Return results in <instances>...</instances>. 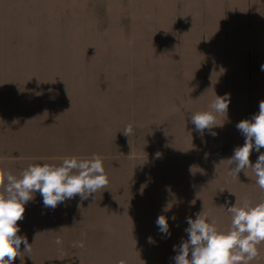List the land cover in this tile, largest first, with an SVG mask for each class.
Returning a JSON list of instances; mask_svg holds the SVG:
<instances>
[{
	"label": "rangeland",
	"instance_id": "obj_1",
	"mask_svg": "<svg viewBox=\"0 0 264 264\" xmlns=\"http://www.w3.org/2000/svg\"><path fill=\"white\" fill-rule=\"evenodd\" d=\"M196 2L0 0V170L19 175L29 164L59 165L65 157L99 154L109 177L108 186L87 200L77 196L52 210L43 207L37 192L25 205V214L30 210V264H175L173 246L186 240L187 233L155 230L158 216L179 219L204 209L211 222L226 230L231 226L227 207L237 198L241 204L264 201L251 168L247 175L228 172L226 192L212 187L215 179L207 180L205 188L176 187L166 193L158 187L177 165H192L189 172L178 171L179 179L203 183L202 162L193 157L194 165L182 153L188 142L198 141L192 114L185 116L186 132L180 127L182 140L183 133L156 124L154 108L156 59L177 51L189 35L196 38L206 22ZM259 2L246 0L241 16L231 18L228 9L223 17L241 21L237 32L250 55H264V8L257 11ZM185 23L194 26L190 32ZM202 37L204 43L198 46L216 51L207 31ZM249 62H255L251 56ZM261 65L264 60L259 59V73L248 76L250 91H244L247 101L255 102L253 115L264 100ZM195 84L193 80L190 94ZM129 124L133 134L128 137L123 130ZM239 138L224 146L223 158L205 159L210 166L203 168L206 179L215 168L229 165L234 149L244 144ZM166 151L179 154L167 156ZM259 154L251 152L253 165ZM206 194L219 203H159L190 200L192 195L199 201ZM174 223L188 226L186 220ZM142 224L150 225L151 232ZM48 234L50 251L45 250ZM58 237L59 245L54 243ZM257 247L259 254L250 264H264V243Z\"/></svg>",
	"mask_w": 264,
	"mask_h": 264
},
{
	"label": "clouds",
	"instance_id": "obj_2",
	"mask_svg": "<svg viewBox=\"0 0 264 264\" xmlns=\"http://www.w3.org/2000/svg\"><path fill=\"white\" fill-rule=\"evenodd\" d=\"M229 103V94L216 96L209 110L191 115L195 130L200 134L207 130L213 137L217 136L213 129L222 126L216 122L217 114H227ZM236 127L245 142L227 159L231 166L229 174L238 176L243 171L247 175V169L251 168L256 184L264 191V152H260L264 148V100L259 102L258 113L251 119L241 120ZM123 134L128 137L133 134L132 124L126 126ZM253 149L260 153L254 165L250 161ZM108 184L109 177L99 154L90 158L65 157L59 165L29 164L19 175L0 170V264H13L17 257L22 259L24 252H31L32 244L27 236L18 235L21 231L18 221L24 219L25 205L34 200L37 192L43 207L55 210L77 196L87 200ZM227 212L231 214V226L226 230L211 222L204 209L195 219L187 217V239L173 246L177 252L175 264H250L256 259L257 246L264 243V201L241 204L237 198L234 205L227 207ZM156 224L162 234L170 235L165 215L158 216ZM54 243L59 245L62 241L57 238Z\"/></svg>",
	"mask_w": 264,
	"mask_h": 264
},
{
	"label": "crops",
	"instance_id": "obj_3",
	"mask_svg": "<svg viewBox=\"0 0 264 264\" xmlns=\"http://www.w3.org/2000/svg\"><path fill=\"white\" fill-rule=\"evenodd\" d=\"M196 5L201 6V16L206 18L204 24L201 26L199 35L194 38L189 35L186 39L185 44L178 45V50L171 53H161L160 58L156 59L154 63L155 71L159 75H156V83L154 85V101H155V112H156V124L165 125L167 129L174 130L176 134L180 132V127H183L186 132V114H195L198 111H206L210 109L211 103L214 101L216 96H224L225 94L230 95V103L227 114H217L216 122L219 125L213 129L217 136L213 137L207 130L203 134L198 132V141L188 142L186 150H183V154L189 157L191 163L194 165L197 161L202 162L200 165L203 168L209 169V163L205 162V159H215V157L223 158L226 154L221 153L224 146H230L233 141L239 139L244 143L245 137L237 129L236 125L241 120L251 119L253 116L250 109L255 106L254 101H247L244 96V91H250L248 86V76L259 73V59L264 60V55H260L258 52L245 53L246 40L242 35L237 32V28L240 27L241 21L225 20L223 17L230 11L231 18L241 16L242 11L246 10V0H197ZM260 8H264V0H260L257 11ZM187 28L189 32L193 29V25L189 23ZM167 27V23L165 22ZM169 30V29H168ZM207 31L208 40L215 47L216 51H208L200 48L199 44L204 43V37H202L203 31ZM206 34V33H205ZM172 36V35H171ZM197 43V44H196ZM195 45V47L193 46ZM237 48L242 51H237ZM231 51V52H226ZM209 52V53H204ZM221 52L222 54H218ZM225 52V53H223ZM233 54V55H226ZM250 56L255 61V65L250 64ZM195 80V92L190 94L192 90V81ZM252 87V86H251ZM179 137V136H178ZM239 140V141H240ZM240 142H237V144ZM236 146V143H234ZM177 151H166L164 155L171 156L177 155ZM195 157L196 160L193 159ZM209 157V158H205ZM206 163L208 165H206ZM192 166V165H188ZM188 166L177 165L171 167L169 170V177L165 181L159 183L161 192L165 191L168 193L169 189L172 191L176 187L183 189L194 188V187H208L209 185L205 182H212V179L217 180L216 185L212 186L218 192L225 191L227 187L229 165L220 169V167L212 170L211 175H208L207 179L203 174L204 169L202 168V176L199 179L203 182L202 184H195L194 181H188L185 179H179L178 171L183 170L189 172ZM198 170V168H194ZM224 171L220 177L221 172ZM163 172V170H157ZM201 173V172H200ZM228 175V176H227ZM180 183V184H179ZM168 190H167V189ZM183 192L182 190L179 193ZM223 192V193H224ZM222 193V194H223ZM185 198V196H180ZM198 197L195 195L191 196L190 200L179 199L177 201L159 202L160 204H171V203H183V204H210L219 203L216 200L211 199V194L204 195L203 200L196 201ZM30 203V201L28 202ZM30 209V208H29ZM169 224L170 235H177L183 233L188 226L174 223L176 220H186L187 217L195 219L196 215L191 214L179 219H173V217L166 216ZM76 217H74V223L76 224ZM209 219L210 216H209ZM151 220H154L153 217ZM68 223H65V226ZM18 225L21 231L18 235H26L30 244V210L24 214V219L18 221ZM150 226V225H149ZM149 226L148 232H151ZM155 230H159L158 226L155 225ZM68 228L70 226H67ZM47 248L46 251L51 250V239L52 236L48 234ZM76 235V233L74 234ZM59 238V237H58ZM67 240L65 236V241ZM64 242V241H63ZM44 250V251H45ZM21 251L23 252V245H21ZM13 264H30V252H24L22 259L17 257Z\"/></svg>",
	"mask_w": 264,
	"mask_h": 264
}]
</instances>
